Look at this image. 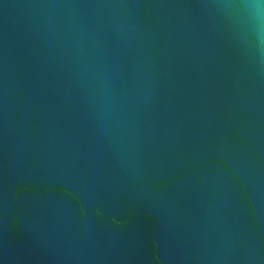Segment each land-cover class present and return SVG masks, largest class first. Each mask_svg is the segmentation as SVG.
Listing matches in <instances>:
<instances>
[{
	"label": "water",
	"instance_id": "obj_1",
	"mask_svg": "<svg viewBox=\"0 0 264 264\" xmlns=\"http://www.w3.org/2000/svg\"><path fill=\"white\" fill-rule=\"evenodd\" d=\"M0 264H264V3L0 0Z\"/></svg>",
	"mask_w": 264,
	"mask_h": 264
},
{
	"label": "clouds",
	"instance_id": "obj_2",
	"mask_svg": "<svg viewBox=\"0 0 264 264\" xmlns=\"http://www.w3.org/2000/svg\"><path fill=\"white\" fill-rule=\"evenodd\" d=\"M260 3H264V0H260Z\"/></svg>",
	"mask_w": 264,
	"mask_h": 264
}]
</instances>
